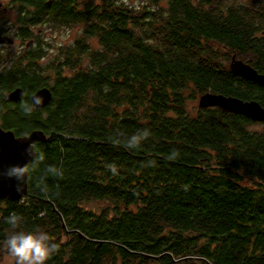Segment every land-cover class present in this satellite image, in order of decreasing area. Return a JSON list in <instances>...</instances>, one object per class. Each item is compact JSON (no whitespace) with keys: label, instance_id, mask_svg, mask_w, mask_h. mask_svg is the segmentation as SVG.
<instances>
[{"label":"trees","instance_id":"16d2710c","mask_svg":"<svg viewBox=\"0 0 264 264\" xmlns=\"http://www.w3.org/2000/svg\"><path fill=\"white\" fill-rule=\"evenodd\" d=\"M78 1L14 0L23 38L44 23L80 35L47 68L38 37L0 51V125L47 136L28 193L0 198V250L15 213L20 230L59 245L47 264H264V121L187 108L188 90L264 107V86L229 67L234 57L264 73V0ZM17 86L25 100L42 86L52 97L25 116L23 97L6 98ZM49 165L64 175L45 192Z\"/></svg>","mask_w":264,"mask_h":264},{"label":"water","instance_id":"95a60500","mask_svg":"<svg viewBox=\"0 0 264 264\" xmlns=\"http://www.w3.org/2000/svg\"><path fill=\"white\" fill-rule=\"evenodd\" d=\"M13 42V38L6 34H0V45H10ZM31 44L32 39L25 46L28 47ZM229 67L233 72L264 86V73L258 72L242 60L233 57ZM22 92V88L17 86L7 93L6 98L13 102L18 101L22 98ZM33 93L43 98V103L39 108L47 105L52 97L50 89L46 86L36 89ZM198 107H220L227 112L243 114L253 121H264V107L256 100L243 101L233 96L206 92L199 96ZM30 133L32 135L29 139H17L21 135H17L12 129H6L0 125V198L18 200L28 193V181L26 183L18 182L15 178H8L2 174L11 166H23L30 162L32 157L26 151L29 144L47 139L42 130L34 129ZM18 184L20 186L19 191L17 190ZM207 264L211 263L208 262Z\"/></svg>","mask_w":264,"mask_h":264},{"label":"clouds","instance_id":"9594fccd","mask_svg":"<svg viewBox=\"0 0 264 264\" xmlns=\"http://www.w3.org/2000/svg\"><path fill=\"white\" fill-rule=\"evenodd\" d=\"M25 93L22 92V100L20 106L25 116L31 114L39 108L43 103V98L31 94L30 98L24 99ZM30 132H24L17 139H29ZM148 131H144L139 135H132L127 139L126 147L129 149L138 148L141 142L148 137ZM27 153L32 157L31 161L23 166H11L2 175L8 178H15L18 182L26 181L30 178L29 174L34 168L44 160V153L39 150V144L32 142L26 149ZM170 159L172 157H169ZM113 173L116 172L115 166H110ZM46 175L37 183V187L41 191H47L46 179L47 176L63 178V171L60 167L49 165L45 169ZM17 190H20L19 184ZM7 224L11 226L12 231L6 236L3 241V249L7 255V264H47V261L59 250V245L54 242V238L49 233L42 229H35L33 231L20 230L22 217L12 213L6 218Z\"/></svg>","mask_w":264,"mask_h":264},{"label":"rangeland","instance_id":"374dc122","mask_svg":"<svg viewBox=\"0 0 264 264\" xmlns=\"http://www.w3.org/2000/svg\"><path fill=\"white\" fill-rule=\"evenodd\" d=\"M119 2L125 3L132 7L142 8L144 4H148L149 0H117ZM235 3L244 5L243 3H248L250 0H234ZM82 5V0L78 1ZM96 3H100V0H95ZM156 5L160 7L167 6V0H156ZM245 6V5H244ZM253 8V4L250 5ZM16 3L14 0H0V28L4 31L3 34L8 35L9 37L13 38L14 43L9 46H0V51H20L24 48V43L29 38L38 37L43 49L45 50V56H43L42 61L40 62L45 68H47V62L56 56L57 53H60L61 49H67L71 47L73 43L78 39L80 35V27L78 24L74 26H67V27H60L54 26L49 23L39 24L32 27L30 35L27 38H23L20 35L19 30V23H18V12H17ZM264 15V11H263ZM92 45H96L97 42L93 40ZM37 45V44H36ZM50 63V62H49ZM191 96H194L191 97ZM188 97L190 99L187 100V108L188 111L194 114L197 109L198 103V95H196L192 90H188ZM257 128V126H253ZM101 203V202H100ZM97 204L99 206V202H92L90 201L89 204L86 205L88 209H97ZM99 209V208H98ZM97 211V210H96ZM3 254V258L0 260V264H7L8 257L4 251V249L0 250Z\"/></svg>","mask_w":264,"mask_h":264},{"label":"flooded vegetation","instance_id":"af4514ba","mask_svg":"<svg viewBox=\"0 0 264 264\" xmlns=\"http://www.w3.org/2000/svg\"><path fill=\"white\" fill-rule=\"evenodd\" d=\"M21 199V198H20ZM19 200V199H18ZM3 258V254L0 252V260Z\"/></svg>","mask_w":264,"mask_h":264}]
</instances>
